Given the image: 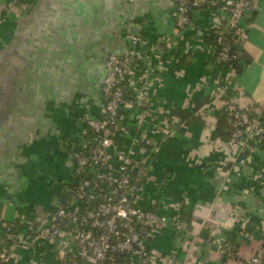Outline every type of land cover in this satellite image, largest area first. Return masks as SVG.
Wrapping results in <instances>:
<instances>
[{
  "label": "crops",
  "instance_id": "1",
  "mask_svg": "<svg viewBox=\"0 0 264 264\" xmlns=\"http://www.w3.org/2000/svg\"><path fill=\"white\" fill-rule=\"evenodd\" d=\"M0 0V242L16 238L6 264H57L59 243L28 226L47 223L71 199V141L101 103L104 61L139 33L143 59L171 32L170 0H30L5 12ZM207 12L176 51L161 48L141 105L114 139L134 162L136 202L170 218L133 264H245L264 258V149L228 152L226 101L264 112V2L247 16L237 62L215 66L204 44ZM173 220H176L175 222ZM179 225V227L176 226ZM244 233V234H242ZM15 237V236H14ZM238 246L235 259L218 252Z\"/></svg>",
  "mask_w": 264,
  "mask_h": 264
},
{
  "label": "built area",
  "instance_id": "2",
  "mask_svg": "<svg viewBox=\"0 0 264 264\" xmlns=\"http://www.w3.org/2000/svg\"><path fill=\"white\" fill-rule=\"evenodd\" d=\"M29 1L6 0L3 9L6 13L14 8L26 10ZM170 2L171 32L152 45L151 56L143 59L140 55L141 35L130 31L135 27L131 24L125 51L109 53L105 58L99 113L86 117L81 137L71 141L69 148L72 198L58 204L47 223L28 226V230L44 241L59 243L57 264H133L147 257L153 231L171 219L137 204L138 185L132 177L134 162L116 143L115 130L126 114L141 105L151 76L158 72L161 48L176 51L183 46L184 35L194 26L198 10L207 12L206 32L214 38L202 48L215 66L222 67L237 62L236 45L246 37L247 16L264 0ZM226 113L228 152L264 149V112L256 110L252 104L242 107L227 100ZM15 227L16 223L7 224L13 241L0 242V264H6L19 242L17 231L10 232ZM216 248L228 259L237 256L238 246L234 242L223 241ZM245 264H264V258L260 254L253 255Z\"/></svg>",
  "mask_w": 264,
  "mask_h": 264
},
{
  "label": "trees",
  "instance_id": "3",
  "mask_svg": "<svg viewBox=\"0 0 264 264\" xmlns=\"http://www.w3.org/2000/svg\"><path fill=\"white\" fill-rule=\"evenodd\" d=\"M16 231H17V230H16V227L10 229V232H12V233H15Z\"/></svg>",
  "mask_w": 264,
  "mask_h": 264
},
{
  "label": "water",
  "instance_id": "4",
  "mask_svg": "<svg viewBox=\"0 0 264 264\" xmlns=\"http://www.w3.org/2000/svg\"><path fill=\"white\" fill-rule=\"evenodd\" d=\"M132 27V26H131Z\"/></svg>",
  "mask_w": 264,
  "mask_h": 264
}]
</instances>
